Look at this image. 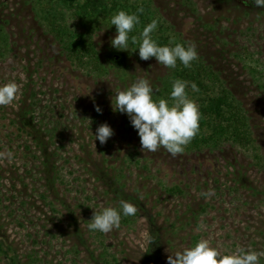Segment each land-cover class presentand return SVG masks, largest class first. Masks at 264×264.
<instances>
[{"label": "rangeland", "instance_id": "1", "mask_svg": "<svg viewBox=\"0 0 264 264\" xmlns=\"http://www.w3.org/2000/svg\"><path fill=\"white\" fill-rule=\"evenodd\" d=\"M36 2L0 0V84L19 86L13 104L0 106V264H169L202 239L221 254L264 253V8L254 0H129L147 3L149 23L158 21L152 36L195 43L248 116V147L228 141L173 157L163 147L142 151L130 118L113 110L116 93L141 78L154 99L170 69L140 59L138 49H115L116 31L103 26L95 42L107 73L84 75ZM105 123L113 135L101 144L95 133ZM121 201L137 214L107 234L89 230L94 212Z\"/></svg>", "mask_w": 264, "mask_h": 264}, {"label": "clouds", "instance_id": "2", "mask_svg": "<svg viewBox=\"0 0 264 264\" xmlns=\"http://www.w3.org/2000/svg\"><path fill=\"white\" fill-rule=\"evenodd\" d=\"M254 2L257 7L264 8V0H254ZM137 13H143V8H138L134 13L121 10L110 18L109 24L116 27V35L111 40L112 46L117 50L138 49L140 59L148 60L155 57L159 64L167 68L175 69L177 61L184 68H191L192 62L198 59L195 43L189 42L185 45L170 39L168 45H159L152 38V33L158 27L156 19L143 27L139 38L136 35L130 36L134 28L140 24ZM188 88L194 93L200 91L196 83L189 84L176 79L172 84L169 97L171 103H169L166 99H153V87L147 79L141 78L130 87L116 93L113 110L124 113L130 118L131 125L140 137L142 151L155 153L163 147L175 157L185 151V147L200 130L199 108L189 97ZM18 93L17 83L0 84V106L13 104ZM96 111H101L98 106ZM112 135L113 129L105 123L97 128L95 138L104 144ZM12 157L11 152L5 156L6 159ZM202 195L211 196L213 193H202ZM137 211L134 204L121 201L118 207H107L102 212H94L88 228L90 231L107 234L120 227L122 217H134ZM143 235L149 243L152 241L149 234ZM262 255L264 253L248 251L244 248L234 253L221 254L217 248L210 245L209 241L202 239L194 246L176 253L175 258L168 259L169 264H260Z\"/></svg>", "mask_w": 264, "mask_h": 264}, {"label": "trees", "instance_id": "3", "mask_svg": "<svg viewBox=\"0 0 264 264\" xmlns=\"http://www.w3.org/2000/svg\"><path fill=\"white\" fill-rule=\"evenodd\" d=\"M36 3L35 9L39 19L47 32L58 42L63 55L84 75L93 77H101L107 73L95 36L103 26L116 31L115 25L109 24L110 18L121 10L134 13L138 8H143V13H137L140 24L130 33V36L136 35L138 38L141 29L150 20L149 7L144 2L130 4L129 0H37ZM152 38L161 46L168 45L170 40L164 34L153 35ZM175 42L184 44L179 40ZM6 49V36L0 26V55H3ZM169 69L170 74L164 78L155 100L171 101L170 92L176 79L189 84L194 82L200 89L198 93L187 89L189 97L198 105L201 118L199 133L185 147L184 152L215 149L228 141L243 147L252 144V131L245 109L225 84L220 73L207 64L201 55L192 62L191 68H184L177 61V67ZM176 189L177 187L169 188V191L175 192Z\"/></svg>", "mask_w": 264, "mask_h": 264}]
</instances>
